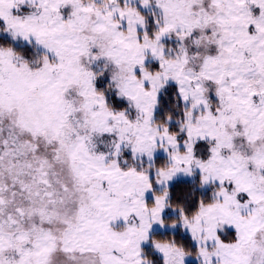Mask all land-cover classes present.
Here are the masks:
<instances>
[{
	"label": "snow or ice",
	"instance_id": "6c2138e0",
	"mask_svg": "<svg viewBox=\"0 0 264 264\" xmlns=\"http://www.w3.org/2000/svg\"><path fill=\"white\" fill-rule=\"evenodd\" d=\"M0 264H264V0H0Z\"/></svg>",
	"mask_w": 264,
	"mask_h": 264
}]
</instances>
